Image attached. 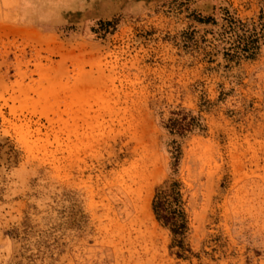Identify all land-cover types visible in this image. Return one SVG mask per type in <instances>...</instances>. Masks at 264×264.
I'll use <instances>...</instances> for the list:
<instances>
[{
    "label": "rangeland",
    "instance_id": "1",
    "mask_svg": "<svg viewBox=\"0 0 264 264\" xmlns=\"http://www.w3.org/2000/svg\"><path fill=\"white\" fill-rule=\"evenodd\" d=\"M0 264H264V0H0Z\"/></svg>",
    "mask_w": 264,
    "mask_h": 264
},
{
    "label": "trees",
    "instance_id": "2",
    "mask_svg": "<svg viewBox=\"0 0 264 264\" xmlns=\"http://www.w3.org/2000/svg\"><path fill=\"white\" fill-rule=\"evenodd\" d=\"M198 118L191 117L183 111L173 114L166 124V128L173 134L185 136L195 128L200 126ZM175 165H179L181 156V146L176 144L173 150ZM181 185L173 183L169 189L157 194L154 201V212L158 221L168 228L177 247L180 248L179 257H183V253L188 251L184 244V238L188 229L187 216L181 202Z\"/></svg>",
    "mask_w": 264,
    "mask_h": 264
}]
</instances>
